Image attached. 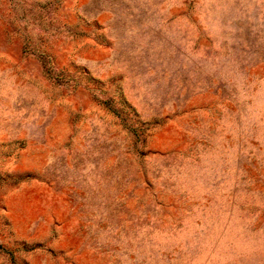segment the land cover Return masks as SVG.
Instances as JSON below:
<instances>
[{"label":"rangeland","instance_id":"1","mask_svg":"<svg viewBox=\"0 0 264 264\" xmlns=\"http://www.w3.org/2000/svg\"><path fill=\"white\" fill-rule=\"evenodd\" d=\"M0 264H264V0H0Z\"/></svg>","mask_w":264,"mask_h":264}]
</instances>
